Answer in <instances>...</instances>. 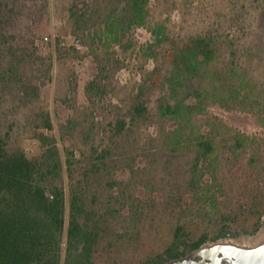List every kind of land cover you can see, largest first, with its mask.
Returning a JSON list of instances; mask_svg holds the SVG:
<instances>
[{
	"label": "rangeland",
	"instance_id": "obj_1",
	"mask_svg": "<svg viewBox=\"0 0 264 264\" xmlns=\"http://www.w3.org/2000/svg\"><path fill=\"white\" fill-rule=\"evenodd\" d=\"M23 1L17 17L0 24V135L11 151L30 158L42 152L38 133L64 137L76 152L78 179L93 147L110 146L109 170L90 179L88 204L100 229L117 231L120 242L110 244L107 235L95 258L99 264H137L159 245L154 234L172 229L164 214L181 198L182 205H191L194 154L191 146L175 151L168 143L173 132L190 137L191 122L180 127L158 116L166 95L161 66L170 58L163 57L160 71H154L158 63L142 52L154 41L147 29L107 28L110 16L122 20L124 0ZM149 7L151 17L169 21L179 39L207 34L218 42L216 58L187 83V101L194 107L203 103L193 125L219 134L218 153L225 159L224 144L236 133L246 137L245 154L223 166L226 187L244 191L254 176L251 153L264 155V0H149ZM139 96L150 102L149 119L138 118L124 137H115L113 123L132 121ZM48 117L50 131L43 128ZM231 167L241 170L240 178L230 176ZM136 229L140 239L124 238ZM263 248L264 226L256 236L208 243L168 264H251L243 256Z\"/></svg>",
	"mask_w": 264,
	"mask_h": 264
},
{
	"label": "trees",
	"instance_id": "obj_2",
	"mask_svg": "<svg viewBox=\"0 0 264 264\" xmlns=\"http://www.w3.org/2000/svg\"><path fill=\"white\" fill-rule=\"evenodd\" d=\"M124 1L122 20L116 23L117 17L110 16L107 28L111 32L120 28L147 29L154 41L143 46L142 52L147 60L158 63L154 71H160L163 57L170 58L161 66L166 95L158 105V116L175 119L180 127L191 122L190 137L173 132L174 138L170 137L168 143L175 151L191 146L194 154L191 205H182L181 198L170 214H164V218L172 219V229L163 231L162 236L154 234L159 245L147 250L137 264H168L208 243L256 236L264 226L263 153L253 151L249 158L257 182L253 176L243 186L244 191L228 189L223 182L224 162L239 160L250 145L245 136L236 133L232 143L224 144L225 159L218 153L219 134L214 130L202 133L193 125L195 109L200 110L203 103L194 107L187 101V83L201 73L202 65L216 58L218 42L207 34L179 39L169 21L151 17L149 0ZM23 7V0H0V24L15 18V14L17 17V9ZM1 50L0 43V56ZM8 50L13 53L12 46ZM8 71L15 76L12 66ZM141 96L131 106L132 121L118 118L113 123L115 137H124L138 118L149 119L150 102ZM43 128L53 130L50 117L44 119ZM37 138L42 152L30 158L21 150L11 151L0 135V264H99L95 255L101 241L109 235L110 244L120 242L117 231L112 230L110 235L107 229H100L88 204L90 179L109 170L110 146L93 147L92 155L86 158L83 179H78L76 152L66 147L64 137L58 141L56 135L40 132ZM235 168L229 169L230 176L240 178L241 170ZM141 234V229H136L124 238L136 241Z\"/></svg>",
	"mask_w": 264,
	"mask_h": 264
},
{
	"label": "water",
	"instance_id": "obj_3",
	"mask_svg": "<svg viewBox=\"0 0 264 264\" xmlns=\"http://www.w3.org/2000/svg\"><path fill=\"white\" fill-rule=\"evenodd\" d=\"M242 260L251 264H264V248L250 255H244Z\"/></svg>",
	"mask_w": 264,
	"mask_h": 264
},
{
	"label": "built area",
	"instance_id": "obj_4",
	"mask_svg": "<svg viewBox=\"0 0 264 264\" xmlns=\"http://www.w3.org/2000/svg\"><path fill=\"white\" fill-rule=\"evenodd\" d=\"M79 42V41H78Z\"/></svg>",
	"mask_w": 264,
	"mask_h": 264
}]
</instances>
